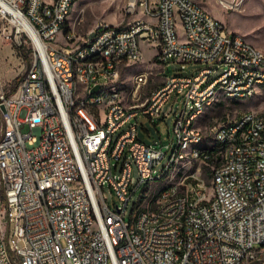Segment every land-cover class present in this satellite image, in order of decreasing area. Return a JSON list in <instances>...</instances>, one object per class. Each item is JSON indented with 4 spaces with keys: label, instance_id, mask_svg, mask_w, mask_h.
<instances>
[{
    "label": "built area",
    "instance_id": "built-area-1",
    "mask_svg": "<svg viewBox=\"0 0 264 264\" xmlns=\"http://www.w3.org/2000/svg\"><path fill=\"white\" fill-rule=\"evenodd\" d=\"M71 2L0 0V41L13 34L28 57L9 87L0 80V263L264 264V108L210 130L218 147L191 154L186 173L153 198L182 147L205 137L190 131L189 117L223 84L246 99L264 81V53L194 0H124L125 26L100 22L84 37L67 29ZM143 47L162 73L168 65L197 68L168 75L150 108L135 109L146 73L131 91L101 94L142 61ZM85 52H98L96 65ZM245 63L261 64V72L248 73ZM73 68H80L78 86H71ZM173 95L183 107L169 141L144 143L139 117L165 119ZM207 158H214V190L200 182ZM182 185L191 192L182 194ZM137 193L144 201L128 212Z\"/></svg>",
    "mask_w": 264,
    "mask_h": 264
},
{
    "label": "rangeland",
    "instance_id": "rangeland-1",
    "mask_svg": "<svg viewBox=\"0 0 264 264\" xmlns=\"http://www.w3.org/2000/svg\"><path fill=\"white\" fill-rule=\"evenodd\" d=\"M194 1L221 21L228 31L243 37L254 47L264 52V0H241L239 4L237 3L238 0ZM128 21L129 15L125 14L124 0H80L72 9L67 29L74 28L81 37H84L95 30L97 23L106 22L115 26H125ZM22 60L27 66V54L17 46L13 34L9 39L0 41V80L4 82L2 73L5 68L11 73L10 77L16 75L21 68ZM196 68L197 66L188 65L185 70H180L178 65H168L162 73L160 68L153 65L152 57L148 58L147 56L141 62L122 69L119 81H115V87L119 91H131L133 78L140 73H146L148 76L147 84L141 91V101H143L164 84L168 75L190 76ZM8 85L11 84L8 83ZM262 101H264V97L260 95L247 100L219 99L215 101L210 107L206 108L195 123V126L205 135L202 145L214 142L213 136H210V130H213L214 127L235 119L242 112L253 109L261 110L264 108V104H261ZM182 107L180 97L177 98L173 95L162 110L163 115L169 108L172 109L165 119L163 116H159L151 122L147 117L140 116L138 119L139 138L146 144H151L153 141H169L174 116ZM189 166V161H183L181 164L171 167L164 177L155 182L153 198L156 199L161 188L167 187L170 182H177L178 178L186 173ZM160 167L161 165L158 168ZM192 170L194 171L195 167ZM211 175L212 168L201 163L200 178L205 182L208 190H211ZM136 200L137 198L131 200L128 212Z\"/></svg>",
    "mask_w": 264,
    "mask_h": 264
},
{
    "label": "bare ground",
    "instance_id": "bare-ground-1",
    "mask_svg": "<svg viewBox=\"0 0 264 264\" xmlns=\"http://www.w3.org/2000/svg\"><path fill=\"white\" fill-rule=\"evenodd\" d=\"M79 1L80 0H77V2ZM77 2H71V4L65 10V21L67 26L69 23L71 9ZM261 53L264 52L261 51ZM97 59H98V52L84 53V60L89 61V65H96ZM245 71H248V73L261 72V64L245 63ZM96 75H104V68H96ZM262 76H264V69H262ZM79 78H80V68H73L71 86H78ZM139 79H140V74L136 75L133 78V86L139 82ZM119 92L121 91H119V89L115 87V82L101 86V94L111 95V94H118ZM154 93L155 91L149 97L145 98L141 102L135 101V109L150 108V100L153 99ZM256 95H260L264 97V81H259V86L252 87V93L246 94V100L249 98H253ZM219 99L243 100L245 99V93L240 92V89H230V84L221 85L219 90L211 89L210 92L208 93V100L202 101L201 104L199 105L198 113H196L195 116L189 117L190 131H195V133L197 134H203L202 131L195 126V123L197 119L205 112L206 108L210 107L215 101ZM159 116H161V113H154V118ZM88 117L97 118V109L88 108ZM260 130H264V114L260 115ZM213 138H214L213 143H209L205 145H202L204 137H200L197 139H190V144H188V146L182 147L181 158L175 160V162L168 168V170L171 167L181 164L183 161L191 162V154L193 153L204 154L209 151H214V147H218V137L213 136ZM244 151H253V144L245 143ZM201 163L209 165L212 168V174H213L214 158H207L206 160H202ZM223 168H230V161H223ZM164 176L165 175H162L160 179ZM200 182H203V184L206 185L201 178H200ZM154 186H156V184H154ZM168 186L165 188H161L156 199H161L162 197L165 196V193L168 190ZM214 187H218V180H212L211 190H214ZM189 192H191V185H182V194H189ZM137 201H144V193H137Z\"/></svg>",
    "mask_w": 264,
    "mask_h": 264
},
{
    "label": "crops",
    "instance_id": "crops-1",
    "mask_svg": "<svg viewBox=\"0 0 264 264\" xmlns=\"http://www.w3.org/2000/svg\"><path fill=\"white\" fill-rule=\"evenodd\" d=\"M74 7V6H73ZM73 7H72V9H73ZM72 9H71V12H72ZM70 15H71V13H70ZM70 18V17H69ZM142 59H146L147 58V56H148V58H151V57H153V54H152V52L151 51H149L146 47H143V51H142ZM19 71H20V69H19ZM19 73V72H18ZM18 73L16 74V75H14L13 77H10V72L9 71H7L6 70V68L5 69H3V73H2V76L4 77V84H6L8 87L10 86V85H8V83L9 84H11V80L12 81H14L15 80V78H16V76L18 75ZM1 77V76H0ZM10 77V78H9ZM7 79V80H6Z\"/></svg>",
    "mask_w": 264,
    "mask_h": 264
},
{
    "label": "water",
    "instance_id": "water-1",
    "mask_svg": "<svg viewBox=\"0 0 264 264\" xmlns=\"http://www.w3.org/2000/svg\"><path fill=\"white\" fill-rule=\"evenodd\" d=\"M93 36H94V34H93V33H92V34H90V35H89V39H91Z\"/></svg>",
    "mask_w": 264,
    "mask_h": 264
},
{
    "label": "trees",
    "instance_id": "trees-1",
    "mask_svg": "<svg viewBox=\"0 0 264 264\" xmlns=\"http://www.w3.org/2000/svg\"><path fill=\"white\" fill-rule=\"evenodd\" d=\"M1 185V184H0ZM1 194H2V196H3V191H2V187H1Z\"/></svg>",
    "mask_w": 264,
    "mask_h": 264
}]
</instances>
